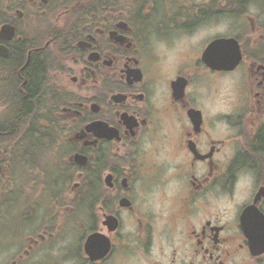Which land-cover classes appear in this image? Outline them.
<instances>
[{
  "label": "flooded vegetation",
  "instance_id": "1",
  "mask_svg": "<svg viewBox=\"0 0 264 264\" xmlns=\"http://www.w3.org/2000/svg\"><path fill=\"white\" fill-rule=\"evenodd\" d=\"M0 264H264V0H0Z\"/></svg>",
  "mask_w": 264,
  "mask_h": 264
},
{
  "label": "water",
  "instance_id": "2",
  "mask_svg": "<svg viewBox=\"0 0 264 264\" xmlns=\"http://www.w3.org/2000/svg\"><path fill=\"white\" fill-rule=\"evenodd\" d=\"M231 43H235L236 42L234 40H218L216 42H214L212 45H210V47L208 48V51L206 52V55L209 56V54L212 51H216V58L215 60H213L214 64L221 65L220 67H217L216 70H230V68L232 67H228V62H233L234 66L236 63L239 62L240 60V55L237 54V57H235L233 60L229 61L228 58L225 57L224 51H222L221 49L225 46L228 45V47L231 46ZM237 45V44H236ZM221 52L223 53V55L221 54ZM81 157L80 156H76L75 157V161H77L78 163H81L82 161L80 160Z\"/></svg>",
  "mask_w": 264,
  "mask_h": 264
},
{
  "label": "rangeland",
  "instance_id": "3",
  "mask_svg": "<svg viewBox=\"0 0 264 264\" xmlns=\"http://www.w3.org/2000/svg\"><path fill=\"white\" fill-rule=\"evenodd\" d=\"M227 81H228V79L221 81V82H220V86L222 87V86L224 85L225 82L227 83Z\"/></svg>",
  "mask_w": 264,
  "mask_h": 264
}]
</instances>
